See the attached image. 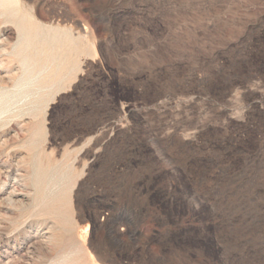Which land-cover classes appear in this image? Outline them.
Masks as SVG:
<instances>
[{
    "label": "rangeland",
    "instance_id": "374dc122",
    "mask_svg": "<svg viewBox=\"0 0 264 264\" xmlns=\"http://www.w3.org/2000/svg\"><path fill=\"white\" fill-rule=\"evenodd\" d=\"M0 264H264V0H0Z\"/></svg>",
    "mask_w": 264,
    "mask_h": 264
},
{
    "label": "trees",
    "instance_id": "16d2710c",
    "mask_svg": "<svg viewBox=\"0 0 264 264\" xmlns=\"http://www.w3.org/2000/svg\"><path fill=\"white\" fill-rule=\"evenodd\" d=\"M114 85V91L110 90V93L112 94L111 97H109L105 102L104 106L105 108L100 112V117L103 120L110 119L111 113L114 111H117L119 104H120V98L121 97H127L128 95H131L130 91L118 89L116 84ZM76 90L72 92V94H75ZM94 104H97L96 102L91 101H84L83 103H77V107L82 110L81 113H86L87 111L92 110V107ZM84 115V114H81ZM95 120H91V118L81 117L80 119L76 118H70V117H62V119L59 121V123L56 124V133L60 139H71L73 137H81L83 135H86L90 133V131L93 129V125ZM103 204L97 200V207H102ZM90 221H92V215H87Z\"/></svg>",
    "mask_w": 264,
    "mask_h": 264
},
{
    "label": "bare ground",
    "instance_id": "6f19581e",
    "mask_svg": "<svg viewBox=\"0 0 264 264\" xmlns=\"http://www.w3.org/2000/svg\"><path fill=\"white\" fill-rule=\"evenodd\" d=\"M117 233V232H116ZM118 234V233H117ZM119 235V234H118ZM115 237H117L116 235H115ZM118 238H119V236H118Z\"/></svg>",
    "mask_w": 264,
    "mask_h": 264
}]
</instances>
